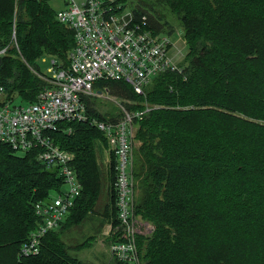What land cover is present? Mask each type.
I'll return each mask as SVG.
<instances>
[{"label":"trees","instance_id":"trees-1","mask_svg":"<svg viewBox=\"0 0 264 264\" xmlns=\"http://www.w3.org/2000/svg\"><path fill=\"white\" fill-rule=\"evenodd\" d=\"M118 1L124 7L136 1L135 19L147 16L155 32H175L151 10L155 5ZM156 1L180 21L186 62L142 96L123 83L105 84L130 107H156L138 121L134 141V215L153 225L150 236H137L141 264H264V0ZM50 2L0 0V50L7 48L0 83L13 101L35 102L46 86L34 72L39 58L65 65L75 45ZM90 106L95 110V101ZM62 127L70 129L54 137L73 155L82 184L62 226L92 213L107 183L115 228L114 154L105 171L101 132L84 123ZM62 185L35 152L0 143V264H84L57 231L45 237L39 255L20 256L41 222L36 204Z\"/></svg>","mask_w":264,"mask_h":264},{"label":"built area","instance_id":"built-area-1","mask_svg":"<svg viewBox=\"0 0 264 264\" xmlns=\"http://www.w3.org/2000/svg\"><path fill=\"white\" fill-rule=\"evenodd\" d=\"M122 4L118 0H66V7L56 11V20L74 32L75 45L67 64L53 58L47 73L41 68L34 71L46 82L35 102L15 105L0 83V143L18 153L35 152L40 163L57 171L62 189L68 187L58 197L36 204L41 222L22 245V257L40 254L45 237L61 228L81 195L73 155L54 135L70 129L63 128L65 124L84 123L101 132L115 158L118 224L112 227L110 252L119 264H141L137 236L148 235L152 229L144 224L141 232L134 225V141L138 121L156 107L148 103L130 107L135 104L111 95L105 84L123 83L142 96L159 76L180 66L178 55H172L176 46L171 36L150 29L147 16L137 20L132 6ZM6 52L7 48L0 50V56ZM99 99L113 101L118 110H92L90 102Z\"/></svg>","mask_w":264,"mask_h":264},{"label":"rangeland","instance_id":"rangeland-1","mask_svg":"<svg viewBox=\"0 0 264 264\" xmlns=\"http://www.w3.org/2000/svg\"><path fill=\"white\" fill-rule=\"evenodd\" d=\"M145 3L149 6L155 5L152 11L160 12L164 18L174 26L175 32L171 34V41L175 44V48L172 50V55L177 54L175 57L177 64H182L186 62V57L188 55V47L183 39V30L180 26V21L172 13L166 11L156 0H145ZM51 7L55 11H60L66 7V0H51ZM132 6L136 5L137 2L130 3ZM53 58L50 56H42L38 60V65L44 73H47L50 68L53 67ZM105 99V98H104ZM15 105L24 104L21 100H15ZM95 107L101 112H115L117 111L116 104L111 100L99 99L98 102L95 101ZM235 114V113H234ZM239 116H244L241 113H236ZM109 147L106 144L105 153L103 155V165L104 170L107 171V167L110 161ZM22 154V153H21ZM108 184L106 183V188L104 189L101 199L98 201L92 213H89L87 217L77 222L76 219H68L67 223L57 230L55 234L66 243V245L71 250V254L82 261L84 264H116V260L113 258L110 252L111 242L114 239V234L112 231V214L110 211V198L107 191ZM68 189L65 186L62 190L66 191ZM58 190L53 192V197H58ZM68 216V215H67ZM67 218V217H66ZM65 218V220H66ZM147 224L141 217L136 216L135 218V228L141 232H144L143 226ZM149 224V223H148ZM153 230V225L149 224V230ZM146 232L148 230L146 229ZM141 234V233H136ZM143 236H150L143 235ZM80 244H85L84 247L79 249ZM240 250V249H238ZM142 263V262H141Z\"/></svg>","mask_w":264,"mask_h":264},{"label":"crops","instance_id":"crops-1","mask_svg":"<svg viewBox=\"0 0 264 264\" xmlns=\"http://www.w3.org/2000/svg\"><path fill=\"white\" fill-rule=\"evenodd\" d=\"M116 264H119V263L116 261Z\"/></svg>","mask_w":264,"mask_h":264}]
</instances>
